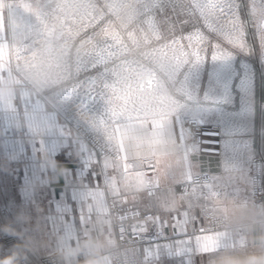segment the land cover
I'll return each instance as SVG.
<instances>
[{"label":"crops","instance_id":"obj_1","mask_svg":"<svg viewBox=\"0 0 264 264\" xmlns=\"http://www.w3.org/2000/svg\"><path fill=\"white\" fill-rule=\"evenodd\" d=\"M15 10L16 4L0 0V203L11 209L8 220L28 250L39 258L54 253L64 264H84L93 256L100 264H111L109 253L118 235L108 208L113 198L146 203L155 212L154 220L128 229L156 227L166 235L140 247L142 264H243L249 256L264 254V225L234 222L241 211L261 209L252 196L250 162L264 157V56L260 65L250 55L245 66L224 68L235 82L222 98L193 91L186 95V110L178 101L175 111H162L154 120L119 121L102 129L98 119L94 134L119 155L103 159L79 136L77 121L19 79L13 64ZM220 70H194L193 76L218 77ZM233 104L234 135L225 137L229 147L220 159L201 157L182 119L195 116L213 124L216 111ZM132 160H143V167L134 168ZM59 164L71 168L64 169V185L56 192ZM205 168L213 172V181L193 184L192 176ZM151 183L155 189L147 197ZM202 205L230 224L215 233L196 234L203 224ZM85 242L90 247L83 248ZM213 245L215 250L207 251ZM70 249L80 251L66 259L60 255Z\"/></svg>","mask_w":264,"mask_h":264},{"label":"rangeland","instance_id":"obj_2","mask_svg":"<svg viewBox=\"0 0 264 264\" xmlns=\"http://www.w3.org/2000/svg\"><path fill=\"white\" fill-rule=\"evenodd\" d=\"M9 4H16L13 64L19 79L92 134L98 119L103 129L154 120L175 111L178 101L186 110L193 91L224 96L227 80L194 77V70L241 68L250 55L258 65L263 61L264 0Z\"/></svg>","mask_w":264,"mask_h":264},{"label":"built area","instance_id":"obj_3","mask_svg":"<svg viewBox=\"0 0 264 264\" xmlns=\"http://www.w3.org/2000/svg\"><path fill=\"white\" fill-rule=\"evenodd\" d=\"M7 3H14L21 0H5ZM182 125L191 131L192 141L198 154L206 159H220L224 155V150L216 148L206 141L225 139V137L205 136V132L218 131L213 124H207L199 117L185 116L182 119ZM79 136L90 143V145L99 153L101 158H118L108 144L100 137L89 132L84 126L77 125ZM216 148L219 154H215L212 149ZM130 164L134 168H142L143 160H132ZM251 169V190L253 198L264 209V157L254 156L250 162ZM214 174L205 168L192 176L191 182L195 185H206L212 182ZM155 184L151 183L146 188V196L152 195ZM108 208L114 218L118 228L117 245L110 251L109 257L111 264H142L139 256L140 247L145 244H154L166 238L164 232L149 228L146 231L130 230L128 225L139 222L148 223L155 218L154 210L146 203L137 204L134 202L118 201L113 198L108 200ZM12 217V211L9 207L0 203V261L11 257L13 253H18L19 258L16 264H64L62 260L54 253L48 254L43 258L35 256L17 237L14 224L8 219ZM200 217L203 224L199 226L196 234L215 233L226 228L230 222L218 215L209 205L200 207ZM264 225V223H262Z\"/></svg>","mask_w":264,"mask_h":264},{"label":"snow or ice","instance_id":"obj_4","mask_svg":"<svg viewBox=\"0 0 264 264\" xmlns=\"http://www.w3.org/2000/svg\"><path fill=\"white\" fill-rule=\"evenodd\" d=\"M228 71L229 70L227 69H221L217 77H223L225 80H227V83L224 86L225 93L231 91V85L233 82H235V76H229ZM211 79L212 77H210V81ZM234 107L235 105L233 104L226 108L218 109L215 113V121L213 123V127L217 128L218 131L205 132L203 133V135L213 137H229L231 135H234V133L230 131L231 125L233 124L234 118L236 116V113L231 110ZM206 143H211L220 150H226L229 147V141L227 139L206 141ZM216 148L212 149L211 151H213L215 154H219ZM68 167L71 168V165H69ZM217 179L219 178L217 177ZM215 247L216 245H213L212 247L208 248L207 251H213L215 250Z\"/></svg>","mask_w":264,"mask_h":264},{"label":"clouds","instance_id":"obj_5","mask_svg":"<svg viewBox=\"0 0 264 264\" xmlns=\"http://www.w3.org/2000/svg\"><path fill=\"white\" fill-rule=\"evenodd\" d=\"M237 225L246 226V227H255L257 224L264 223V209H260L257 211L253 210H245L241 211L235 218L234 221ZM90 247L88 242H85L83 248ZM80 250L70 249L65 250L60 255L63 258H68L70 256H74ZM19 258L18 253H13L11 257L6 258L3 261H0V264H16ZM84 264H100V260L97 256H93L92 258L87 259ZM243 264H264V254L261 255H252L246 258Z\"/></svg>","mask_w":264,"mask_h":264},{"label":"water","instance_id":"obj_6","mask_svg":"<svg viewBox=\"0 0 264 264\" xmlns=\"http://www.w3.org/2000/svg\"><path fill=\"white\" fill-rule=\"evenodd\" d=\"M68 164H59L58 165V174H59V181L57 182V184L54 185L56 192H59L61 190V187L64 185V175H63V171L64 169L69 168Z\"/></svg>","mask_w":264,"mask_h":264}]
</instances>
